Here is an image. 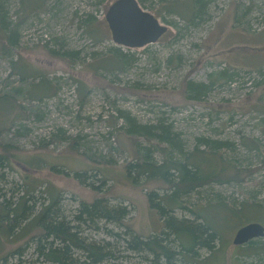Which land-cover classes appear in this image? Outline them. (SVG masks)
<instances>
[{"label":"rangeland","instance_id":"374dc122","mask_svg":"<svg viewBox=\"0 0 264 264\" xmlns=\"http://www.w3.org/2000/svg\"><path fill=\"white\" fill-rule=\"evenodd\" d=\"M115 1L0 0L5 18L4 25L0 19V97L7 96L0 101V158L13 154L7 167L0 166V202L27 196L35 209L13 236L0 232V264L18 248L26 259L37 258L33 242L42 233L34 219L55 198L67 218L81 201L106 197L113 205L126 204L129 229L143 238L159 235L163 219L149 194L169 196L175 185L160 176L133 180L128 165L140 164L146 148L163 164L192 154L204 141L228 143L218 150L221 157L215 155L236 164L245 180L210 184L182 196L174 214L194 220L197 213L218 241L212 251L198 250L192 261L180 254L176 264H264V238L244 246L233 243L244 225L264 226V210L247 203L253 197L264 201V165L245 146L251 141L264 146V0H210L196 26L169 14L165 0H138L169 27L143 48L114 43L106 14ZM175 4L180 14L191 10L189 0ZM86 19L91 27L82 24ZM10 29H16L13 45ZM116 48L131 60L125 69L114 56ZM225 70L233 81H216L198 101L187 98L190 81L207 84L212 74ZM132 123L157 126L155 131L168 127L176 148L158 138L142 140L129 131ZM190 162L204 175L226 166L213 154L194 155ZM78 172H86L95 187L105 185L94 190L81 184L73 177ZM99 227H83V234L114 245V257L101 264H152L148 253L127 249L125 227L104 222ZM107 228L122 238L108 235Z\"/></svg>","mask_w":264,"mask_h":264},{"label":"trees","instance_id":"16d2710c","mask_svg":"<svg viewBox=\"0 0 264 264\" xmlns=\"http://www.w3.org/2000/svg\"><path fill=\"white\" fill-rule=\"evenodd\" d=\"M143 2L144 0H140ZM165 10L169 14H175L186 20L188 25L196 26L198 19L202 17V12L210 0H189L190 11L186 14H180L176 10L175 2L181 0H165ZM175 1V2H174ZM4 14L0 8V19L4 25ZM241 16L237 17L240 21ZM84 26L91 27L92 21L90 19L82 20ZM81 24V25H82ZM5 27V26H4ZM1 28V27H0ZM8 28V26H6ZM4 30H7V29ZM6 32V31H5ZM9 39L11 44L16 42V29H10ZM94 36L93 31H89ZM116 54V55H115ZM114 56L120 64L121 69L127 68L126 65L131 63L127 60V55L122 52L120 48L114 50ZM14 63V61H12ZM262 71H259L261 73ZM21 79L25 80L27 76L19 73ZM232 76L228 74L227 70L211 75L209 83H196L190 81L186 88L187 98L191 101H198L205 95L216 81H233ZM45 84L49 86L48 82L44 80ZM17 91V90H16ZM7 99V96L0 97V101ZM131 121V120H130ZM132 134H136L142 140L153 141L154 139L159 142L170 143L167 145L169 149H173L177 142L171 136L168 127L160 126L158 130H154L157 126H137L132 123ZM157 140V141H158ZM203 143V144H202ZM175 145V146H174ZM204 146L203 150L199 147ZM246 148L250 151H255L257 156L261 158L264 165V146L258 141H251V144H245ZM228 143H219L218 141H204L196 147L192 154L184 156L182 159L172 160L166 159L163 164H158L153 157L149 148L141 150L142 155L140 164L130 163L129 174L133 180H136L141 175L160 176L165 181L171 182L175 185V190L169 196L160 197L156 193L149 194V200L153 207H158L164 229L159 235H152L143 238L135 233L131 228L126 225V220L130 216L131 209L123 203L113 205L106 197H98L94 202L81 201L79 208L72 218L65 217L58 205L59 198L52 199L51 203L43 208L41 212L35 217L34 222L37 227L41 229V235L34 237V252L37 255L36 259H26V252L24 249L18 248L14 252L2 258L3 264H101L115 255L114 245L110 242L99 243L90 240L84 236L83 227L86 229H100L99 223H106V225L114 224L127 229L126 237H119L120 235L114 233L107 228V234L112 237L122 238L126 243L128 250L137 251L140 253H148L152 256V264H176L177 256L180 254H187L189 260L192 261L193 255L197 254L200 249L214 250L216 242L218 241L217 234L211 229L210 226L205 224L202 218L195 213L196 219L190 220L187 218H179L174 214L175 208L180 204L182 196L189 197L193 192L198 191L210 184H228V183H241L245 180V176H241L240 168L236 164L226 162L223 158H218L217 154L222 148H228ZM176 148V147H175ZM200 150V151H199ZM139 151V150H138ZM213 154L216 159L226 164L220 169H214L213 175H204L199 167L190 162L191 158L195 155ZM10 155V154H9ZM218 155L221 157L220 152ZM6 155L1 156L0 166L7 167L12 159ZM198 157V156H197ZM197 160H202L201 158ZM202 162L206 163L204 160ZM231 163V164H230ZM208 164V163H207ZM211 165V163H210ZM193 166V167H191ZM206 166V165H205ZM218 167V166H217ZM136 172L135 175L134 172ZM175 171L177 176L174 180L169 179L171 172ZM211 173V172H210ZM66 176L70 173L64 172ZM73 177L80 181L81 184L92 186L94 190H100L105 181L101 185L93 186L88 182L90 178L86 172L74 173ZM167 197V198H166ZM174 198V200H173ZM253 200V201H251ZM247 203L252 209L259 208L264 210V201L260 202L253 197ZM167 201V202H166ZM219 204L225 205L224 201L217 199ZM31 202L27 196H22L16 200L0 202V232L13 236L16 230L22 227V224L28 221L34 214V204L29 205ZM155 202V203H154ZM169 202L174 205V208L169 206ZM180 208V207H179ZM240 211L236 210L235 212ZM200 221V222H199ZM258 240V239H256ZM255 241V240H254ZM251 241L248 244L254 243Z\"/></svg>","mask_w":264,"mask_h":264},{"label":"water","instance_id":"95a60500","mask_svg":"<svg viewBox=\"0 0 264 264\" xmlns=\"http://www.w3.org/2000/svg\"><path fill=\"white\" fill-rule=\"evenodd\" d=\"M114 43L127 48H143L156 43L169 30L153 14L143 10L138 0H116L106 14ZM264 238V226L252 222L241 227L233 241L244 246Z\"/></svg>","mask_w":264,"mask_h":264}]
</instances>
